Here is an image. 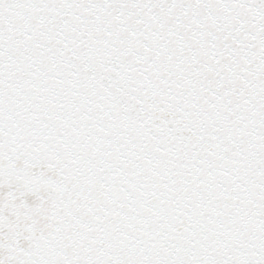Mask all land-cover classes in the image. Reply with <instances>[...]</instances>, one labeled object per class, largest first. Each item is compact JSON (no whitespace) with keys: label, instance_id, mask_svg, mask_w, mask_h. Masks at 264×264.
Here are the masks:
<instances>
[{"label":"snow or ice","instance_id":"6c2138e0","mask_svg":"<svg viewBox=\"0 0 264 264\" xmlns=\"http://www.w3.org/2000/svg\"><path fill=\"white\" fill-rule=\"evenodd\" d=\"M0 264H264V0H0Z\"/></svg>","mask_w":264,"mask_h":264}]
</instances>
